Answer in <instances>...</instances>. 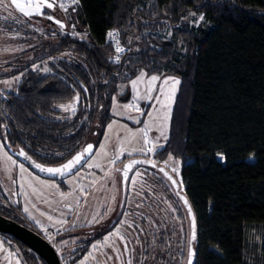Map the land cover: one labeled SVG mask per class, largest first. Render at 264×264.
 <instances>
[{
    "label": "trees",
    "instance_id": "trees-1",
    "mask_svg": "<svg viewBox=\"0 0 264 264\" xmlns=\"http://www.w3.org/2000/svg\"><path fill=\"white\" fill-rule=\"evenodd\" d=\"M4 2L15 14L0 16V26L20 33L11 40L24 46L16 59L0 64L16 66L1 77L23 74L12 89H0L8 142L62 164L95 132L98 147L120 84L140 70L178 75L170 135L160 153L182 163L179 178L198 224L196 264H264V0H80L68 10L66 31L36 16L39 29L36 19ZM191 13L205 21L190 25ZM112 29L126 48L120 63L112 62L117 53L106 39ZM168 30L173 38L163 35ZM39 49L45 54L23 62ZM44 60L49 71L33 68ZM127 93L120 95L124 102ZM76 94L75 113L61 118L58 105ZM180 223L173 233L166 228L162 251L152 252L156 245L149 244L145 264H178L182 242L179 264L186 263L190 221L182 204Z\"/></svg>",
    "mask_w": 264,
    "mask_h": 264
},
{
    "label": "flooded vegetation",
    "instance_id": "flooded-vegetation-1",
    "mask_svg": "<svg viewBox=\"0 0 264 264\" xmlns=\"http://www.w3.org/2000/svg\"><path fill=\"white\" fill-rule=\"evenodd\" d=\"M5 137H7V134L3 124H1L0 139L3 143ZM5 147L19 163L26 166L33 174L56 182L63 193L64 189L68 191L69 188L68 184H66L67 178L75 175L85 167L86 163L95 153H93L79 170L71 175L62 178H52L34 170L23 161L19 153L23 150L28 156H31L40 164L50 166V163H46L42 158H36V156L30 153L31 151L28 152L19 144H10L8 140ZM168 156H163L160 153V149H157L155 153H149L147 156L143 153H136L125 156L122 159L125 161L119 166L121 171H117L112 180L113 197L115 196V189H117L119 198H117L115 206L101 225H99V223L96 224V222L93 223V220L88 223L80 222L78 210H80L79 204L83 203L82 198H80L79 203L76 202V205L66 204L62 199L58 200L59 209H57V211L51 213L39 208L37 210L39 216H36V210H30L32 206L26 205L29 212L25 213L23 211L24 204L22 196L19 193L16 179H14L16 183L13 184V188H8L1 177L0 214L36 232L46 239L56 249L62 264H78L79 261L84 260L88 256H93V250L99 247L94 249L92 245H104L101 242L104 241V237L110 231L115 230L114 225L116 227L123 226L126 234H130V229L137 234V237L133 238V242L136 245L138 243H144L145 246L142 244L144 249L136 254L143 253V264H145L149 256V244L156 245L154 248L155 250H152V252H157L158 250L162 251L163 249H160V247L163 245L164 236H166V233H169L166 231V228L171 226V233H173L174 226L180 223L181 201L176 195L179 190L176 188V185H173L171 181H168L167 178L163 177V174L159 172L160 168H165V171H167L174 180L175 178L179 179L176 172L172 171L173 161H169L167 166L164 163L168 159ZM135 157L145 160H154L157 167L153 168L150 164H139L129 173L128 181H124L122 171L124 165L127 164L131 158ZM137 172L142 173V175L137 176ZM92 184L93 178L90 180L88 179V187L84 191L86 196L93 193ZM173 208L176 209L175 212ZM47 213H50V215L48 216ZM126 216L131 220L132 228L134 227L133 229L129 227L128 224H117L118 221L125 220ZM49 217H52V219H49ZM104 223L106 224L104 225ZM138 234L140 237H138ZM110 241H113L112 238ZM121 243L123 244V241ZM108 245H112V243L108 242ZM0 246H2L3 249V254H1L3 257L0 258V264H48L39 252L13 234L0 231ZM108 247L110 248V246ZM9 253L13 255H9Z\"/></svg>",
    "mask_w": 264,
    "mask_h": 264
},
{
    "label": "rangeland",
    "instance_id": "rangeland-1",
    "mask_svg": "<svg viewBox=\"0 0 264 264\" xmlns=\"http://www.w3.org/2000/svg\"><path fill=\"white\" fill-rule=\"evenodd\" d=\"M5 3H0V16H3L4 19H10L11 15H14L15 13L10 9V5H6ZM45 10V9H44ZM51 10V9H50ZM52 13L48 15L54 16L57 20H61L64 22L66 27L64 29H61L59 25H57L62 31H66L69 29L68 26V16L69 13H65L62 11L59 7H56L55 10H51ZM10 15H8V14ZM195 16L190 15L186 18L187 22L195 27H198L201 25L203 21H200L198 24L195 23V21L198 20L199 16L201 14L195 13ZM38 17V16H37ZM36 16H32L31 18L34 20L37 18ZM41 17V16H39ZM36 27L39 29H43V22H40V20L35 21ZM54 23V22H53ZM170 33V35H169ZM18 32L5 30L4 27L0 26V64L12 61L16 59L18 56V53L20 49H22L24 46L20 45L17 41H12L11 39L18 36ZM163 35L168 38H173V31L168 30ZM83 37V35H82ZM178 46L181 49H184L183 44L181 41H178ZM69 52H66L68 54ZM45 54L44 50L39 49L38 51L30 52L27 54V58L23 59L24 61H30L34 58L38 57L39 55ZM56 56H64V52L59 53ZM115 57V56H114ZM113 57V58H114ZM52 57H49L48 59H51ZM16 66H0V75L4 73H9L11 70H13ZM48 68L47 62L44 60L42 62H38L33 66V68ZM146 72V71H145ZM163 76H172V77H180L175 74H164V73H157L155 75H161ZM22 73H17L13 76L8 77H1L0 76V89L1 90H9L12 89L13 86L17 85L18 80L22 77ZM139 75V74H138ZM137 75V76H138ZM152 75V74H151ZM136 76V77H137ZM136 77L132 78L135 79ZM18 78V79H17ZM131 79V80H132ZM129 80L128 82L120 84L119 91L114 95L116 97L117 104L122 106L124 103L132 102V97L134 95L133 90L131 88V83ZM181 80V79H180ZM3 81H10V84L6 85L3 83ZM157 87H159V82L157 84ZM180 87V85H179ZM145 88V85L141 84L139 86V90L141 93H143ZM128 91V95L131 96L130 100L127 102H124L120 99V95L124 92ZM157 93H153V95H156ZM177 95V94H176ZM73 101V100H72ZM61 103L59 105H66L71 103ZM138 103L139 107L142 109V111H152V108L150 107V104H154L155 101H145V100H139L136 101ZM58 105V108L61 111L60 117L63 118L65 116H68L72 114V112L64 111L62 108H60ZM78 105L76 106V109L78 108ZM174 106V105H173ZM173 110V108H172ZM112 114L113 119L108 122L104 135L102 137V140L99 142L100 144L106 145L104 150H101L99 148V145L94 153V155L89 159V161L86 163L85 167H83L80 171H78L75 175H72L71 177L67 178L66 184H68L69 188L68 191H65L66 198L62 197L60 193H63L59 186L50 179H45L42 177H38L37 175L33 174L26 166H24L27 171L21 173L19 169V163L4 147L2 151H0V177L3 179V181L6 183V186L8 188H13V180L16 179L17 186L19 189V193L22 196V201L24 204V208L27 206H32L30 210H36V216H39L37 214V210L40 208L42 210H47L51 213H54V211H57L59 209L58 200H63L66 204H74L76 205V202L79 203L80 198H82L83 203L79 204L80 210H78L79 214V220L80 222H90L93 220V217L96 216V220H98L99 225L102 224V222L107 218V216L110 214L111 210L115 206L117 202V198H119L118 190L115 189V200L113 199V187H112V180L114 179V176L117 172V169H119V166L124 163L125 160H122L125 156H130L128 153L131 152V155L140 153V152H132L133 148H140L142 145L139 143V137H137L135 140L131 139V134L129 133L128 129H132L135 131L136 129H139L143 127V124L135 123V120H147V116H142L140 113L135 112L133 110L125 111L122 107H115L112 102ZM172 115V114H171ZM171 122V121H170ZM111 124L112 127L109 129L108 125ZM159 135V133L156 131L155 127H153L152 131L149 132L150 138L154 139ZM167 135L169 137L170 135V126L167 131ZM91 142L97 143L99 141V135L95 132L91 135ZM130 141V142H129ZM167 142V141H166ZM163 138H161L158 143L165 145L166 143ZM0 143H3V141L0 139ZM123 146L125 149V152L121 155L120 159L116 161L115 164L109 163L111 159H113L119 149ZM7 152L8 155L12 157L13 160L17 161L16 165H13L11 161L7 160L3 152ZM107 152V155L104 154V152ZM99 164L100 167L97 168L94 165ZM181 160L174 158L173 160V167H176L178 169V172L176 174L178 176H181ZM89 165H93L92 167H89ZM108 172L109 175H105V173ZM95 181L93 183V193L91 195L86 196L84 191L88 187V179H92ZM40 181H43L44 183H40ZM183 183V181H182ZM31 185V186H30ZM53 185L55 187H53ZM33 188L36 189V192H33ZM182 188H184V184L182 185ZM80 189H83V191ZM117 207V206H116ZM106 209H111L110 211L106 212ZM104 212V216H103ZM99 213L97 216L96 214ZM49 216L50 213H47ZM128 223L132 224L131 220H129L128 216L125 218ZM95 223V221L93 222ZM107 223V222H106ZM104 223V225L106 224ZM97 224V222H96ZM180 228H182V224L180 223ZM132 228V227H131ZM134 228V227H133ZM132 228V229H133ZM120 234L125 237V242L119 239V237H112L113 241H109L114 245L116 248L119 249L118 252L113 251V247H108V244L100 245L98 249L93 250V256H88L84 260V264H127L129 260L132 261V264H135L136 258L139 260V264H143V253L142 254H136L139 251H142L144 249L143 246L144 243H138L137 245L133 242V238L137 237V234H135L130 229V234L125 233V228L123 226L119 227ZM139 233V232H138ZM183 235V234H182ZM138 237L139 234H138ZM120 240V241H118ZM183 241V238L182 240ZM127 244L128 251H125L124 245ZM143 244V246H142ZM183 242L180 246V249H176V263L181 262V253L183 252ZM179 253V254H178ZM3 254V249L0 250V258ZM140 255V256H139ZM179 255V257H178ZM139 256V257H137ZM109 257H111L109 259ZM119 257V259L117 258ZM78 264H81V261L78 262Z\"/></svg>",
    "mask_w": 264,
    "mask_h": 264
},
{
    "label": "snow or ice",
    "instance_id": "snow-or-ice-1",
    "mask_svg": "<svg viewBox=\"0 0 264 264\" xmlns=\"http://www.w3.org/2000/svg\"><path fill=\"white\" fill-rule=\"evenodd\" d=\"M3 0H0V3H2ZM11 4L15 6V9L18 10V12L23 16L31 19L32 16H44L46 19L53 21L61 29H64L66 25L63 21L57 20L54 16L48 15L44 9H51L55 10L56 7H59L62 11L65 13L68 12L69 8H72L73 11L76 10V6L79 5V0H11ZM190 15L195 16V13H191ZM204 20V16L201 14L195 23H199L200 21ZM19 22V21H15ZM73 30L75 29V24L72 25ZM73 35H80L79 33L73 32ZM118 31L112 30L106 33V39L108 41H113L115 45V52L118 54L114 58H112L113 63H120V55L125 52V48L120 46V42L118 39ZM170 35V33H169ZM45 72L49 71V69L45 68ZM18 79V78H17ZM159 82V87H157V84ZM4 84L8 85L10 84V81H3ZM131 88L133 90V97L132 102L124 103L122 106L117 104L116 97H112V102L115 107H122L123 110H133L135 112L140 113L142 116H147L148 119L145 121L135 120V123H143V127L136 129L133 131L132 129H128L129 133L131 134V139L135 140L137 137H139V143H141L140 148H133L132 152H140L144 155H148L149 153H155L157 149H162L164 147L163 144H159L158 141L163 138V140L166 142L168 140L167 131L170 126L171 121V114H172V108L175 103L176 94L179 90V85L181 84V80L178 77H172V76H163L161 75H149L144 70H140L139 75L130 81ZM143 84L145 85L143 93L140 92L139 86ZM82 89L85 93H87V89ZM157 93L156 95H153V93ZM2 95V93H0ZM139 100H145V101H155L154 104H150V107L152 108V111L144 112L139 107L138 103L136 101ZM80 103V96L79 94H76V96L73 98V101L66 105H59L60 108H62L64 111L72 112L73 114L76 111L77 104ZM118 114V113H113ZM112 127L111 124L108 125V128L110 129ZM153 127H155L156 131L159 133V135L154 139L150 138L149 132L152 131ZM130 142V141H129ZM7 143L6 137L4 139V143H0V151H2L5 147V144ZM106 145L100 144L99 148L101 150H104ZM94 151V145L88 144L82 152L77 153L75 156L72 157V159L68 160L67 163L61 165L60 167L55 168H44L39 164H34L33 166L35 168H38L41 172H46L51 176L56 175H64L65 173L72 172V170L76 167V165L81 164L82 161H84V158L86 155L91 156ZM125 152V149L123 146L119 149L116 156L109 161L111 164H115L117 160L120 159L121 155ZM105 155H107V152H104ZM131 155V152L128 153ZM4 157L11 161L13 165L17 164V161L13 160L10 155L5 151L3 152ZM20 156H23L25 159H29L30 157L27 156V154L21 150L19 153ZM221 155V154H218ZM174 157L169 154L168 159L164 162L167 166L169 161H173ZM139 164H150L153 168L157 167L156 162L154 160L148 159V160H132L129 163L124 165L123 168V180L128 181V172L132 170L133 166L139 165ZM93 165H89V167H92ZM95 167L99 168L100 165L96 164ZM20 172H26L27 169L24 167L23 164H19ZM117 171H121L120 169H117ZM173 172H178V169L176 167L172 168ZM159 172L163 174V177L167 178L168 181H171L173 185L177 184V181L173 179L171 175L167 171H165V168H160ZM105 175H109L108 172L105 173ZM137 176H141L142 173L137 172ZM13 183H16L15 180H13ZM40 183H44L43 181H40ZM95 183V181H93ZM182 184V181L180 182ZM31 186V185H30ZM53 187H55L53 185ZM83 191V189H81ZM33 192H36V189L33 188ZM60 195L64 198H66L65 193H60ZM176 195L179 197L180 201H183L184 205L187 206V213L188 218L190 220V227H191V236L188 240V264H192L193 257L195 255V251L192 249L191 244L194 242L197 238L196 235V217L195 214L192 211L191 206L188 203L187 198L184 195H181L180 192H177ZM115 199V197H113ZM70 207V206H69ZM171 207V206H170ZM111 209H106L107 211H110ZM25 213L29 212V209L25 207L23 209ZM173 211L175 212L176 209L173 208ZM30 215V213H29ZM97 216L99 213L96 214ZM123 215V214H122ZM49 219H52V217H49ZM93 221L99 222L96 220V216L93 217ZM117 224L123 225L128 224L129 227H132V224L128 223L126 220H120L117 222ZM114 231H110L105 237L104 241L101 242L103 244H108V242L111 240L112 237H119L121 241L125 240V237L120 234L119 227H116L114 225ZM99 244H93L92 247L94 249L98 248ZM113 247V251L118 252L119 249L115 247L114 242L112 245H108ZM0 250H2V246H0ZM125 251H128L127 244H125ZM9 255H13L12 253H9ZM91 255V254H89ZM7 258V257H6ZM111 257H109L110 259ZM119 259V257H117ZM81 264H84V261H81ZM127 264H132V261L129 260Z\"/></svg>",
    "mask_w": 264,
    "mask_h": 264
},
{
    "label": "water",
    "instance_id": "water-1",
    "mask_svg": "<svg viewBox=\"0 0 264 264\" xmlns=\"http://www.w3.org/2000/svg\"><path fill=\"white\" fill-rule=\"evenodd\" d=\"M88 144H92L94 145V151L93 153L95 152V149H96V144L89 141L88 143H86L84 145V147L78 151L77 153L79 152H82L83 149L88 145ZM76 153V154H77ZM75 154V155H76ZM74 155V156H75ZM93 155V154H92ZM91 155V156H92ZM28 156V155H27ZM91 156H88L86 155L85 158H84V161L81 162V164H78L76 165V167L72 170V172H69V173H65L64 175H56V176H51L49 175L48 173L46 172H41L38 168H35L33 165L34 164H39L41 165L42 167L44 168H55V167H60L61 165L63 164H58V165H50V166H47V165H43V164H40L38 161H36L34 158H32L31 156H28L30 157V160L29 159H25L23 156H22V159L24 162H26L29 166H31L34 170H36L37 172L45 175V176H49V177H52V178H62V177H66V176H69L71 175L72 173H74L75 171L79 170L83 165L84 163L91 157ZM72 159V158H71ZM145 160V159H141V158H131L127 163H129L130 161L132 160ZM70 160V159H69ZM68 161V160H67ZM64 162L65 163H67ZM137 165L133 166L132 170L136 167ZM131 171L128 172V175ZM175 180L177 181V184H176V188L179 190L180 194L181 195H184L187 200H188V203L189 205L191 206L192 208V211L193 213L195 214L194 212V209L192 207V204L188 198V195L187 193L185 192L184 188H182V185L183 183L181 184L180 182L182 181V179H177L175 178ZM181 204L182 206L187 210V206L184 205L183 201H181ZM196 217V215H195ZM190 221V220H189ZM0 231L2 232H6V233H10V234H13L15 235L16 237H18L19 239H21L23 242H25L27 245H29L30 247H32L33 249H35L37 252H39L42 257L46 260V262L48 264H62V261L58 255V253L56 252V249L46 240L44 239L42 236H40L39 234H37L36 232L22 226L21 224L9 219V218H6L4 217L3 215L0 214ZM196 235L198 236V224H197V219H196ZM190 236H191V227H190ZM190 236H189V239H190ZM197 241V238L194 242H192L191 244V247L192 249L195 251V255L193 257V261H192V264H196V259H197V251H196V243ZM188 254V253H187ZM185 264H188V255H187V260H186V263Z\"/></svg>",
    "mask_w": 264,
    "mask_h": 264
},
{
    "label": "built area",
    "instance_id": "built-area-1",
    "mask_svg": "<svg viewBox=\"0 0 264 264\" xmlns=\"http://www.w3.org/2000/svg\"><path fill=\"white\" fill-rule=\"evenodd\" d=\"M79 5H80V0H79ZM79 5H78V6H79ZM78 6H76V8H77ZM69 9L71 10L72 8H69ZM69 9H68V10H69ZM112 30H116V31H118V33H119V35H118V39H119V42H120V46L123 47V48H125V45H124L123 42L121 41V33H120V31L117 30V29H112ZM112 30H110V31H112ZM107 42H108V43H111V44L114 46V48H115V45H114V42H113V41H108V40H107ZM125 50H126V48H125ZM116 55H118V54H116ZM119 55H120V58H121V55H122V54H119Z\"/></svg>",
    "mask_w": 264,
    "mask_h": 264
}]
</instances>
